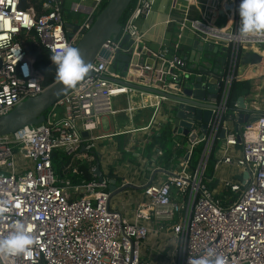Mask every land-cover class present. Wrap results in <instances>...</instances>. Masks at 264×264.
<instances>
[{"label":"built area","instance_id":"obj_1","mask_svg":"<svg viewBox=\"0 0 264 264\" xmlns=\"http://www.w3.org/2000/svg\"><path fill=\"white\" fill-rule=\"evenodd\" d=\"M106 1L91 0L87 17L68 37L58 0H43L39 13L32 7L21 8L20 0H0V115L44 89L42 75L18 35L33 32L51 55L59 53L65 45L76 44L80 31L91 26ZM156 1L132 0L119 33L106 39L101 48L112 54L125 35L135 45H142L140 24L152 13ZM238 3L224 2L223 25L217 26L207 18H185L184 26L203 35L204 41L233 52L242 45L264 44V38L245 41L237 34ZM158 52L162 64L169 63L177 73L190 77L189 57L169 54L166 49ZM23 64L28 65L27 77L21 71ZM106 65L107 60L97 55L90 64V75L51 106L44 122L0 136V237L9 233L12 223L21 220L35 241L20 255L0 254V264H187L189 256L207 247L223 255L226 264H264V113L241 128L238 141L236 119L227 115L226 106L230 83L236 77L234 59L230 58L228 70L219 76L220 104L212 110L207 134L199 137L198 127L190 129L196 137L188 141L189 148L176 169L151 166L163 177L139 185L144 198L136 204L131 220L112 207L114 196L110 197L108 190L110 178L116 179L117 186L130 182L118 183L115 173L101 167L103 179L98 180L94 174L97 165L90 170L92 180L72 183L67 177L78 174V162L93 158L88 151L102 138L93 132L103 116L114 112L112 97L125 89L104 77ZM176 74L168 76L174 80ZM154 97L157 110L165 97ZM220 129L224 131L222 138ZM26 133L31 139L24 138ZM216 140L220 144L214 167L228 164L247 172V178L239 182L223 181L218 192L229 190L232 195H225L227 200L218 198L215 188H208L211 177L205 180ZM199 142L203 147L192 167L190 157ZM56 150L64 153L65 163L69 159L62 166L63 177H58L52 167ZM160 154L157 149L155 156ZM152 238L157 242L151 245Z\"/></svg>","mask_w":264,"mask_h":264},{"label":"water","instance_id":"obj_2","mask_svg":"<svg viewBox=\"0 0 264 264\" xmlns=\"http://www.w3.org/2000/svg\"><path fill=\"white\" fill-rule=\"evenodd\" d=\"M131 2L132 0H107L95 15L91 26L87 30L80 31L81 35L73 47L78 49L82 60L88 65L97 55L107 60L104 77L109 81L140 92L165 97L168 102L165 106L168 115L166 119L171 124L175 138L181 136L187 141H192L196 137V133H190L193 127L200 129L199 137H202L203 134H207L208 125L213 118L212 110L219 108L221 88L219 76L223 71L228 70L230 58L234 59L233 70H235L236 67L258 65L263 53L254 49L252 44L237 47L233 52L229 47L204 41L203 35L190 32L188 43L191 54L187 70L191 75L183 77L182 72H178L175 79L169 81L167 77L173 72V68L168 72L160 69L162 65H158L155 61L157 54L142 45H135L128 35L123 36L118 48L112 54L101 48L106 39L111 36L116 37L119 33L120 20ZM77 23H65L68 37L72 35L71 30L76 29L80 24L78 21ZM179 31L178 29L174 40H177ZM48 69L55 73V65L52 61ZM157 70L162 71V74L159 75ZM88 75H90L89 71L84 77ZM128 77L130 80H126ZM70 89L55 79L36 96L27 98L7 113L0 115V136L9 135L24 126L44 122L47 111ZM235 119L234 130L239 141L241 128L257 119L246 108L243 97H239L236 101ZM223 133V129H220V138L223 137ZM82 136L86 137L87 133L83 131ZM68 162L69 159L65 165ZM94 174L98 180L103 179L100 166H96ZM246 178L247 172H243L242 179ZM127 188L138 187L131 183L117 186L115 178L109 179L110 197Z\"/></svg>","mask_w":264,"mask_h":264},{"label":"crops","instance_id":"obj_3","mask_svg":"<svg viewBox=\"0 0 264 264\" xmlns=\"http://www.w3.org/2000/svg\"><path fill=\"white\" fill-rule=\"evenodd\" d=\"M196 1L198 3L195 5L192 3L189 4L188 0H157L152 13L148 18L142 20L140 24L143 32L142 46L156 54L159 53V49H166L169 54L176 53L188 59L191 54V48L188 43L191 30L188 26H184L185 21L188 18H199L202 21L207 18L206 20H210L211 22L215 21L214 24L220 26L224 24L225 20V13L222 7L227 0ZM58 2L60 4L63 21L65 23L71 22L75 24L78 23L77 20L70 17L71 12H82L85 15L84 21L90 12L92 4L91 0H58ZM186 8L188 9L186 10ZM65 9L68 10L67 16H64ZM220 21L223 23L219 24ZM178 29L180 30L179 35L177 36V40H174ZM252 47L263 53L260 63L258 65H248L244 68L236 67L235 76L241 80L249 81L250 89L247 96L244 97V103L246 108L250 110V114L259 115L264 113V44H253ZM155 61L158 65L163 66L162 68L160 67L163 71L168 72L172 68L169 63L162 64L159 58H156ZM157 71L159 75L162 74V71ZM173 73H177L175 68H173ZM128 79L130 80L129 77ZM167 79L171 80L169 76ZM124 88L121 93L112 97L114 112L103 116L100 124L93 132L95 135L102 136V138L94 141L95 145L93 148L99 155L101 168H107H104L103 171L115 173L118 183L126 180L138 187L134 189L130 188L131 195L128 200L117 197L111 202L112 207H117L124 217L131 220L133 219V211L136 204L144 198L139 185L161 180L163 177L159 171L152 169L151 166H158L161 170L176 169L178 162L184 157L189 148V142L181 136L175 141V145L181 151L179 155L176 153L177 156L173 153L171 156L165 158L162 149H159L161 154L154 155L150 161L141 158V151L144 148L150 129H158L157 127L160 124L167 121L166 118L168 115L166 114L165 106L168 105V102L165 99L159 98L160 105L156 110V107L153 105H144L147 99L146 96L151 95V97H154L153 94H146L127 87ZM198 134H200V131ZM119 145H121L126 154H129L127 155L129 158L126 157V160H123V155L118 150ZM103 150H105L107 155H113V158L115 157V151L118 150L120 155L115 158L117 160V167L108 162L104 166L105 161H103V158L105 155H103ZM130 154L138 157V164H134L130 160ZM152 162L154 163L153 165ZM214 165L215 162L213 164V172L209 177L216 182L214 187L216 194L220 193L218 190L221 189L223 181L231 179L235 181L236 178L242 179L243 170L241 168L228 164H220L215 168ZM109 166L112 168L108 169ZM228 167L232 169L230 172L227 170ZM220 172H226L228 174L227 177H219L218 174ZM229 195H232V193L230 192L227 196ZM227 196L224 195L219 198L227 200ZM154 241L157 242L152 238L150 244Z\"/></svg>","mask_w":264,"mask_h":264},{"label":"trees","instance_id":"obj_4","mask_svg":"<svg viewBox=\"0 0 264 264\" xmlns=\"http://www.w3.org/2000/svg\"><path fill=\"white\" fill-rule=\"evenodd\" d=\"M43 0H20L19 6L21 8H30L32 7L36 12H40V4ZM132 2L128 6L125 14L120 20V23H122L128 13V11L131 9ZM18 40L21 42L22 46L26 48L29 52V54L33 58V66L36 70H38L42 75L41 84L43 87H46L48 84L52 83L55 80V73L52 72L50 69H48L49 65L51 64L50 56L51 54L43 48L36 40V38L33 36V32L29 33H20L18 35ZM250 84L247 80H241L238 77H234L230 83L226 106H227V115H230L231 118H235V111H236V101L239 97H246L249 93ZM156 128H151L149 131V135L146 137L147 140L145 142L144 148L141 151V158L151 160L153 156L156 153L157 149H162L163 156L165 158L171 156L173 153L180 154V150H178L177 146L175 145V141L178 140V138H175L171 131V124L166 121L162 124H160ZM203 147V142H199L193 149L191 157H190V163L191 166L194 167L197 159L199 157L200 151ZM219 147V141H215L212 150L208 159V166H207V173L208 176H210L213 172V164L216 159V151ZM118 150L121 153V155L125 156L126 153L122 149L121 145L118 146ZM89 155H92V159L87 160H81L78 162V174L74 175H67V177L70 179L72 183H78L82 180L89 181L93 179L91 168L93 166H100L99 162V155L95 151L94 148L88 151ZM176 154V156H177ZM130 160L134 164H138L139 159L138 157H134L132 154H130ZM66 161V157L64 153L61 150H56L52 154V167L54 169V172L58 177H63L65 175V172L62 168ZM101 167V166H100ZM110 173H112L110 171ZM208 188L213 189L216 185L215 181H211L207 183ZM229 190H223L221 193L216 194V196L219 198L220 196H224L229 194Z\"/></svg>","mask_w":264,"mask_h":264},{"label":"clouds","instance_id":"obj_5","mask_svg":"<svg viewBox=\"0 0 264 264\" xmlns=\"http://www.w3.org/2000/svg\"><path fill=\"white\" fill-rule=\"evenodd\" d=\"M239 24L237 34L242 40L264 38V0H239L238 3ZM18 49L16 50L17 60ZM55 65V79L64 86L72 88L89 71L90 65L85 63L78 49L65 45L59 53L50 56ZM21 71L25 77L29 75L27 64L21 65ZM25 139H31V134L26 133ZM9 233L0 237V254L20 255L26 252L34 243V238L21 220L10 225ZM187 264H226L223 255L216 249L207 247L198 255L188 257Z\"/></svg>","mask_w":264,"mask_h":264},{"label":"rangeland","instance_id":"obj_6","mask_svg":"<svg viewBox=\"0 0 264 264\" xmlns=\"http://www.w3.org/2000/svg\"><path fill=\"white\" fill-rule=\"evenodd\" d=\"M67 13H68V10L67 9H65L64 10V16H67ZM70 17L72 18V19H75V20H77L79 23L80 22H82L83 21V19H84V17H85V15L82 13V12H77V13H73V12H71V14H70ZM221 19V18H220ZM222 20V19H221ZM223 22L222 21H220L219 22V24H222ZM219 144H220V142H219ZM104 151V153H103V155H105L104 156V158H103V161H105L104 162V166H106L107 164H106V162H108V163H110L111 165H114L115 167H117V160L115 159L118 155H120L119 154V152H118V150H116L115 151V157L113 158V155H111V154H109V155H107L106 154V152H105V150H103ZM111 153V152H110ZM127 155H129V154H126V156H123V160H126V157L127 158H129V156H127ZM109 159V160H108ZM100 162V161H99ZM101 163V162H100ZM103 167V166H102ZM105 167H103V169H104ZM110 168H112L111 166H109V168L108 169H110ZM105 169H107V168H105ZM227 170L230 172L232 169L230 168V167H228L227 168ZM227 173L226 172H220L219 174H218V176L219 177H223V178H226L227 177ZM208 173H207V171H206V175H205V180H207L208 179ZM239 178H236V182H239ZM130 192H131V189L130 188H127L126 190H124V191H122V192H120V193H118V194H116L112 199H111V202H113V200L114 199H116L117 197H119V198H123L124 200H128L129 198H130Z\"/></svg>","mask_w":264,"mask_h":264},{"label":"bare ground","instance_id":"obj_7","mask_svg":"<svg viewBox=\"0 0 264 264\" xmlns=\"http://www.w3.org/2000/svg\"><path fill=\"white\" fill-rule=\"evenodd\" d=\"M146 97H147V99L144 102V105H147V104L156 105L157 101H156L155 97H150V96H146Z\"/></svg>","mask_w":264,"mask_h":264}]
</instances>
